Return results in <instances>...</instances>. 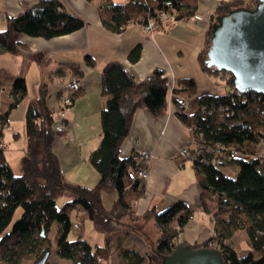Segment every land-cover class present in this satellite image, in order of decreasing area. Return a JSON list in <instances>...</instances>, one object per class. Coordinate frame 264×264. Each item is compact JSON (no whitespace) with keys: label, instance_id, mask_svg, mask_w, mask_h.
Returning <instances> with one entry per match:
<instances>
[{"label":"trees","instance_id":"1","mask_svg":"<svg viewBox=\"0 0 264 264\" xmlns=\"http://www.w3.org/2000/svg\"><path fill=\"white\" fill-rule=\"evenodd\" d=\"M167 0H126L98 3L100 22L114 32L128 24H145L150 19L158 22L156 9ZM172 1L174 20L194 16L198 0ZM210 15L205 45L197 55L203 72L218 75L206 65L204 58L209 43L211 24L216 15L237 7H253L249 0H226L215 5ZM83 20L69 12L60 0H39L17 15H7L0 29V52H15L20 42L16 34L50 39L63 36L84 26ZM140 56V45L133 46L127 55L130 61ZM85 64L92 66L93 58L85 56ZM70 78L77 79L82 72L75 67ZM224 93L192 95L196 84L191 77L175 79L172 102L176 107L183 94L188 98L187 111L174 113L185 127L191 128L189 157L200 187L201 209L210 216L213 231L203 241H180L179 234L192 217V209L182 200L173 202L162 211L150 207L137 215L133 203L145 194V183L137 177L143 163L133 159L134 153L121 157L120 148L129 135L134 112L145 107L151 115L159 116L166 110L170 85L161 70L136 81L119 60L106 62L100 71V88L107 96L100 110V140L90 151L89 164L98 173L91 186L68 183L59 167L58 156L52 149L55 137L52 109L49 107L48 85L42 80L38 93L29 99L24 115L26 135L25 155L20 171L15 173L5 158V147L0 146V264L32 259L34 264L45 253L50 254L49 230L54 225L56 253L74 264H103L111 256V248L119 249L123 264H161L179 242L191 248H218L226 264H264V93L251 90L237 91L232 75H225ZM8 107L0 112V142L2 130L10 112L27 95L26 80L14 78L9 90ZM80 90L72 98L82 95ZM213 158V160H212ZM236 163L234 177L227 175L222 166ZM115 192V198L106 206L102 195ZM64 196L57 205L56 198ZM134 199V200H133ZM85 211L95 230L104 236V244H91L78 233L80 224L70 219L76 209ZM19 215L14 218L15 211ZM78 216V214H77ZM137 217L153 220L158 236L149 241L146 252L135 245L123 244L126 234L136 229ZM76 235L71 236V233ZM242 230L247 249L241 255L234 245V234ZM120 232L123 235L120 236ZM78 233V234H77ZM117 233L111 241L110 236ZM50 256V255H49ZM47 262V261H46ZM45 262V263H46Z\"/></svg>","mask_w":264,"mask_h":264},{"label":"crops","instance_id":"2","mask_svg":"<svg viewBox=\"0 0 264 264\" xmlns=\"http://www.w3.org/2000/svg\"><path fill=\"white\" fill-rule=\"evenodd\" d=\"M38 1L0 0V29L6 27L7 15H17ZM60 1L69 12L78 15L85 22L83 27L50 39L18 33L15 35L21 44L18 49L15 52H0V61L3 60L6 64L3 68H10L4 75L8 86L14 78L22 76L26 80V91L29 85L33 91L22 107L20 103L11 110L8 123L2 130L1 142L5 149L11 144V140L5 141L3 134L11 129L14 137L23 136L26 143L24 111L27 101L37 95L39 83L42 80L47 82V101L49 107L54 110L58 104V93L70 78L71 71L77 67L82 72L77 79L83 93L70 105L65 129L54 133L52 149L58 156L59 167L68 183L91 186L99 176L93 165L89 164L88 156L99 144L100 109L108 99L100 88V71L103 65L110 60H120L136 81L150 76L155 69L162 71L169 85L173 84L175 79L191 77L196 84L195 89L200 87L198 81L204 82L197 94L218 93L215 83L211 81L212 77H209L216 75L203 72L197 55L205 45L208 23L215 5L226 0H198L194 16L182 20L174 19L169 25H163L151 34L144 31L140 23L128 24L117 32L105 28L97 11L98 3L103 0ZM137 44L140 45V56L136 61H129L128 52ZM86 55L92 56V66L85 64ZM5 84H1L3 91L8 88ZM16 108H19L17 110L22 118L20 129L11 125V116ZM3 110L0 107V112ZM191 144L189 130L175 115L172 107L168 105L165 112L159 116H153L147 108L139 107L133 114L130 133L123 140L119 152L122 158L138 150L146 149L151 153L147 162L149 177L144 182L145 194L136 200V214L141 215L150 207H154L156 212L162 211L173 202L184 201L192 209V217L184 225L179 238L180 241L189 243L203 241L213 231L210 216L199 205L201 193L196 183L193 161L189 156L179 153L180 147H189ZM20 157L23 159L22 155ZM19 165L20 162L18 167ZM103 197L105 198L104 193ZM106 198L109 204L105 205L109 206L115 198V192L107 194ZM137 221L140 222L136 230L139 229V233L147 239L149 245V241L158 236V228L153 220L143 221L137 217ZM183 233H187V236L181 238ZM148 236L151 239L148 240Z\"/></svg>","mask_w":264,"mask_h":264},{"label":"water","instance_id":"3","mask_svg":"<svg viewBox=\"0 0 264 264\" xmlns=\"http://www.w3.org/2000/svg\"><path fill=\"white\" fill-rule=\"evenodd\" d=\"M204 61L216 71L231 73L234 88L264 93V0L216 15ZM45 252L35 264H45ZM161 264H226L218 248H191L179 242Z\"/></svg>","mask_w":264,"mask_h":264},{"label":"rangeland","instance_id":"4","mask_svg":"<svg viewBox=\"0 0 264 264\" xmlns=\"http://www.w3.org/2000/svg\"><path fill=\"white\" fill-rule=\"evenodd\" d=\"M122 1H125V0H120V2H122ZM248 1V0H247ZM219 2H222V1H219ZM218 2V3H219ZM255 2H256V0H249V4H251V6H255ZM217 3V4H218ZM171 19V21L169 22V23H167V24H163V23H161V24H163V25H169L171 22H172V18H170ZM141 27H142V24H141ZM163 27V26H162ZM142 29H143V27H142ZM145 31V30H144ZM156 31V30H155ZM207 31H208V29H207ZM146 32H148V33H150L151 34V31L149 32V31H146ZM1 59H4L3 57H1ZM5 60V59H4ZM3 67H6V64H5V62L2 60V61H0V107L2 108V109H6L7 107H8V102H9V100H10V93L8 92L9 91V89H10V87H11V84H10V86H8V81L7 80H5V77H4V75L9 71V69H5V68H3ZM229 73H227V72H225V71H221L217 76H209V77H212V82L213 83H215V85H216V87H217V92L219 93H224L228 88H227V84H225V75H228ZM72 78H68L66 81H65V83H64V85H63V87L65 86V84H66V82H68L69 80H71ZM7 81V82H6ZM210 81V80H209ZM4 83H6L4 86L6 87V85L8 86V88H7V90L6 91H3L2 90V85L1 84H4ZM197 83H199L200 85V87L204 84V82H202V81H198ZM174 84V83H173ZM200 87H197L196 89H195V91L192 93V95H196L197 94V90L200 88ZM81 89L79 88V91H80ZM28 95L21 101V107H22V105L23 104H25V102L24 101H26L29 97H31L32 96V94H33V91H31V85H29L28 86ZM78 91V92H79ZM59 94V93H58ZM76 95V94H75ZM183 95H185L186 96V94H183ZM57 100H58V96H57ZM167 104H166V107H168V100H167V102H166ZM57 106H58V104H57ZM70 107V106H69ZM169 107H172V106H170L169 105ZM57 108V107H56ZM55 108V109H56ZM19 110V108H16V110H14V112H16V113H12L13 114V116H11V125H13L14 126V128L15 129H20L21 127H20V125L22 126V124H21V119L22 118H20V114L21 113H18V110ZM55 109L54 110H52V112L53 111H55ZM69 109V108H68ZM68 109L66 110V113H65V115H64V117H65V119L63 120V122L65 123L64 124V128H63V130L65 129V127H66V124H67V122H66V115H67V112H68ZM172 109L174 110V107H172ZM173 112V111H172ZM52 122H53V120H52ZM54 125V124H53ZM187 128V127H186ZM62 130V131H63ZM62 131H59V132H62ZM189 132H190V130H189ZM58 133V132H57ZM3 134H4V136H5V141H9V140H11L12 142H11V144L10 145H8L7 146V148L5 149V156H6V158L9 160V162H10V166H11V169H13L14 170V172L15 173H18L19 172V168H20V165H19V167H18V164H19V162L21 163V161H22V158L20 157V155H22L23 156V158H24V137L23 136H17V137H14L13 135H12V130L11 129H8V130H6V132L4 133L3 132ZM190 135H191V132H190ZM191 137H192V135H191ZM1 143V142H0ZM260 150H262V151H264V146H263V144H261V146H260ZM24 154V155H23ZM21 160V161H20ZM222 170L227 174V175H229V176H231V177H234V175L236 174V171H237V164L236 163H228V164H225V166H222ZM109 193H111V192H106V193H104V195H105V198H104V202H105V204L106 205H108L109 203H108V198H106L107 197V194H109ZM56 200H57V205H59V204H61L65 199H64V196H62V195H59V197H57L56 198ZM135 204V203H134ZM133 204V205H134ZM77 214H78V216H77ZM18 215H19V209L18 210H16L15 211V215H14V218L13 219H15V218H17L18 217ZM85 216L86 215V213H85V211L84 210H82V209H79V208H76L71 214H70V219L72 220V221H77V222H79V224H80V228L78 229V233L79 234H81V235H83L89 242H91V244H95V243H97V244H100V245H102V244H104V242H103V240H104V236H103V234L101 233V232H99V231H97V230H95L94 229V227H93V225H92V222H91V220H89L88 218H86V217H84V218H82V220H80L79 219V216ZM138 222H140V221H137V222H135V225L137 226V225H139V223ZM149 226H152L153 227V225H149ZM135 228V227H134ZM134 228H132L133 229V232L135 231L136 233L135 234H133V233H129V234H126V236H125V238H124V241L125 242H123V244L125 245V246H127V245H135L140 251H144V252H146V250L148 249V247H149V245L147 244V239L144 237V236H142V234H140L139 233V229L138 230H136V229H134ZM154 228V227H153ZM55 227H54V225L51 227V229L49 230V236H50V240H51V248H50V256L48 257V259H47V262L45 263V264H74V262L73 261H71L70 259H67V258H64V257H60L57 253H56V247H55V244H54V239H55ZM77 233V234H78ZM123 235V232H120V235ZM76 235V230H75V233L74 232H72L71 233V236H70V238L72 237V236H75ZM117 235V233H115V234H113V235H111L110 236V238H111V241H113L114 239H115V236ZM155 236V235H154ZM184 236H187V233H183L182 235H181V238L182 237H184ZM234 236H235V238H234V245H235V247L237 248V252H238V254L239 255H241V254H243L244 252H245V250L247 249V243H246V236H245V234H244V232L242 231V230H238V231H236V233L234 234ZM148 238V240H149V238L151 239V237L150 236H148L147 237ZM146 239V240H145ZM112 253H111V256L106 260V262H104L103 264H123L122 263V258H121V256L119 255L120 254V252H119V249H115V248H111V250H110ZM21 264H31L32 262H33V260L32 259H28V260H20L19 261ZM6 264H12V262L11 261H8V262H6ZM34 264H35V262H34Z\"/></svg>","mask_w":264,"mask_h":264},{"label":"built area","instance_id":"5","mask_svg":"<svg viewBox=\"0 0 264 264\" xmlns=\"http://www.w3.org/2000/svg\"><path fill=\"white\" fill-rule=\"evenodd\" d=\"M175 7H173L172 1H165L163 2V5L160 6V8L156 9L157 17H158V22H155L154 20L150 19L147 23L142 24L143 30L145 31H155L161 29L163 24H167L171 21L170 13L175 12ZM163 23V24H161ZM174 87V84H170V90L168 93V105L174 107L175 109L187 111V109L190 108L188 98L185 96H182L180 98V101L177 103L176 107L174 106L172 102V88ZM80 86V81L78 79H71L68 82H66L65 86L61 88L59 94H58V106L53 111L52 114V120H53V129L54 132H59L63 130L64 122L63 120L65 119L64 115L66 113V110L69 108V106L72 103V98L73 96L79 91ZM186 128V127H185ZM187 130L191 131V128H187ZM2 145V142L0 143V146ZM193 147V140L192 144L189 147H180L179 148V153L182 156H189L190 154V148ZM151 156V153L148 152L146 149L145 150H138L135 151L133 159L138 160L139 162H142L143 165L142 167L137 171V177L141 179L142 181H146V179L149 177L148 174V160ZM213 160V158H212ZM134 204V203H133ZM136 204V202H135ZM134 204V206H135Z\"/></svg>","mask_w":264,"mask_h":264}]
</instances>
